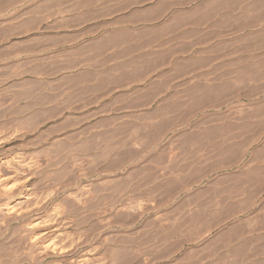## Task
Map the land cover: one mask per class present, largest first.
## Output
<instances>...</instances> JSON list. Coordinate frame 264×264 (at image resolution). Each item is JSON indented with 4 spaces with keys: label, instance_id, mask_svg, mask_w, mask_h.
Segmentation results:
<instances>
[{
    "label": "rangeland",
    "instance_id": "1",
    "mask_svg": "<svg viewBox=\"0 0 264 264\" xmlns=\"http://www.w3.org/2000/svg\"><path fill=\"white\" fill-rule=\"evenodd\" d=\"M130 2L0 0V160L40 157L45 177L67 151L72 191L101 194L64 230L83 249L42 264H264V46L121 30ZM64 193L0 220V264ZM26 195L0 190V207Z\"/></svg>",
    "mask_w": 264,
    "mask_h": 264
},
{
    "label": "bare ground",
    "instance_id": "2",
    "mask_svg": "<svg viewBox=\"0 0 264 264\" xmlns=\"http://www.w3.org/2000/svg\"><path fill=\"white\" fill-rule=\"evenodd\" d=\"M0 134H1V132H0ZM1 136H0V141H1ZM110 148H108V149H110ZM111 150H112V148H111ZM52 151H54V150H52ZM56 151L59 154H58V156L55 154L56 155L55 159H53V158L48 159L47 158V160H49V161L46 162V164H45L46 166H44V167H47L49 169V171H51V172L47 171L50 174L49 175L45 174L46 175L45 177L42 176L41 171L43 169L42 168L43 164L40 163V161L38 160L40 157L35 158L36 157L35 156L33 158H29V157L27 158L22 153H18L14 156H11L10 158H3L0 160V173L5 174V173L1 172V170H3L4 167L8 170L7 171L5 169L6 172L9 173V174L7 173L8 175L5 174L3 176L0 174V187H1L0 190H1L2 194L6 195L8 197V195L11 196V194H13V195L15 193L19 194V193H21L22 190H26V192H27V195H26L24 200L19 201V202L7 201L6 204H4L2 207H0V220L5 221V220L10 219V218L13 220L22 219L25 216H27L28 214L35 212V211H38V208H40L39 206L41 204H46L47 202L46 203H44V202L49 200V199L51 201L60 192H65L66 198L69 199L68 201H72L71 204L67 203L66 205L65 204L61 205L59 203L53 205V203H52V205L54 207H52V209L48 213L45 211L47 213V214L46 213L44 214L45 216L43 215L42 217H40L41 216L40 215L37 217L36 216L37 213H36V214H34L35 216L33 218H35V217H37V218H35L33 221L30 220L31 222L26 223V224L24 222L25 225L23 227H25L26 232H28V234H25V235H29V236H27V239L25 241L26 248L29 250V253L24 254L23 257L21 256L23 259L21 257H20L21 259L19 257H16V254L10 255L7 257L8 259H6L4 264L5 263L6 264H42L43 263L42 261L51 255H54V254H58V255L60 254L61 255L62 253L70 252L71 250L76 249L78 247L79 248L82 247V249H83V246L85 245V242H83V240H82V239H84L83 236L82 237L76 236V238H75L72 236L73 234L69 235L70 231H67L68 232V234H67V233H65L66 231L64 232V230H65V228L70 227L71 225L76 223L74 218L78 212H80L82 210L85 212L90 210V208H88L90 205V201H92L91 199H95L94 197L99 192H97L96 195H94L92 193H95L94 192L95 189H93V191H91V189L89 190V188L85 189L86 187L85 188L82 187L81 189L79 188L80 189L79 191L77 190V192H73L71 188L76 186V184L79 183L78 182L79 178H77L76 175H75L76 176L75 177L72 174L73 172H71V170L69 169L70 165L72 164V163H69V159H71V158H68L70 156H68V157L66 156L67 151H66V153H64V151L62 153V152H60V150L58 151V149H57L53 152V154L56 153ZM112 151L114 152V148ZM53 154H52V156L49 154L48 157H50V156L53 157ZM63 154H65V155H63ZM94 159L96 160V158H94ZM68 163L70 165H68ZM91 163H92V161H91ZM81 168H79V169H81ZM111 169H112V167H111ZM33 171H34V174L31 175V172H33ZM84 172H85V170H84ZM95 175H96V173H95ZM84 176L86 177V175H84ZM33 178H36L35 182H34ZM32 180H33V182H32ZM49 181H50L51 185H49V184L48 185H49V187L51 186V191L46 192L47 191L46 188H45L46 191L41 190V189H43V187L47 186L46 184ZM48 190H50V189L48 188ZM100 195L99 196L97 195L98 198L100 197ZM105 196H107V195H105ZM8 199H9V197H8ZM99 200H93V202L94 201L99 202ZM55 202H56V200H55ZM29 203H30V205H29ZM96 203L94 202V205ZM97 204H99V203H97ZM91 205H92V207H94L93 203H91ZM91 205H90V207H91ZM45 209H47V208H45ZM45 209H43V210H45ZM106 210H108V209H106ZM91 212H93V211H91ZM94 212H96V211H94ZM43 213H44V211H43ZM84 213H82V214H84ZM88 213H90V212H88ZM85 214H86L85 217L87 219L88 215H87V213H85ZM88 219H90V218H88ZM83 220L84 219L82 218L81 222L85 223V221H83ZM81 222H78V223H81ZM36 228H39V231L37 230L38 232H33ZM85 238H87V237L85 236ZM87 239H86V243H88ZM89 242H90V240H89ZM86 249H88V248H86ZM94 249H92L91 252L94 253ZM72 253H74V252H72ZM82 254H83L82 256L80 255L79 257L75 258L74 260L71 259L68 264H89V261L92 260V259H90V256L92 257V255H90L91 253L89 251H86Z\"/></svg>",
    "mask_w": 264,
    "mask_h": 264
},
{
    "label": "crops",
    "instance_id": "3",
    "mask_svg": "<svg viewBox=\"0 0 264 264\" xmlns=\"http://www.w3.org/2000/svg\"><path fill=\"white\" fill-rule=\"evenodd\" d=\"M112 22L136 34L183 36L191 30L210 38H255L246 44L264 46L258 40L264 38V0H135ZM256 51L264 53V47Z\"/></svg>",
    "mask_w": 264,
    "mask_h": 264
}]
</instances>
